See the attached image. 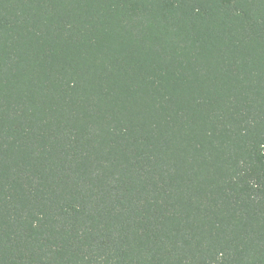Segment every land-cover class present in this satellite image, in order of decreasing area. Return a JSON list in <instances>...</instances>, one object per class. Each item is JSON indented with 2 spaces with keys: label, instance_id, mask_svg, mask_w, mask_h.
Segmentation results:
<instances>
[{
  "label": "trees",
  "instance_id": "16d2710c",
  "mask_svg": "<svg viewBox=\"0 0 264 264\" xmlns=\"http://www.w3.org/2000/svg\"><path fill=\"white\" fill-rule=\"evenodd\" d=\"M0 264H264V0H0Z\"/></svg>",
  "mask_w": 264,
  "mask_h": 264
}]
</instances>
